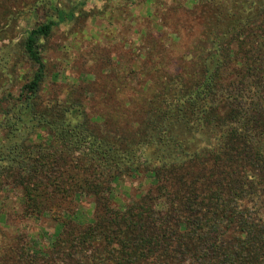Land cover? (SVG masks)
<instances>
[{"label": "trees", "instance_id": "1", "mask_svg": "<svg viewBox=\"0 0 264 264\" xmlns=\"http://www.w3.org/2000/svg\"><path fill=\"white\" fill-rule=\"evenodd\" d=\"M14 13H0L10 32L27 21L0 46V194L57 225L44 245L0 226V264H264V0H172L157 26L174 39L144 33L122 55L135 62L108 57L93 113L85 87L50 86L42 53L75 11L35 0ZM125 177L149 184L118 207Z\"/></svg>", "mask_w": 264, "mask_h": 264}, {"label": "rangeland", "instance_id": "2", "mask_svg": "<svg viewBox=\"0 0 264 264\" xmlns=\"http://www.w3.org/2000/svg\"><path fill=\"white\" fill-rule=\"evenodd\" d=\"M34 1L18 0L13 3L7 0L6 7L0 9V13L2 10H8L9 16L12 17L16 14L14 12L26 9ZM57 1L61 7L72 8L76 13V19L70 24L63 23L57 26L51 38L44 44L42 53L49 69L48 80L53 72L57 75L56 80L50 83V86L53 84L54 89L58 91L57 94L61 96L65 95L69 86L85 87L84 98L90 113L103 111V108L96 105V101H101L103 96L99 87L107 77L112 75L108 70L111 63L108 57L135 62L137 57L135 53L141 46L144 33H150L153 36L162 33L169 42L175 37L171 33L173 31L171 26H157L161 22L159 18L172 0H164L165 5L154 3L153 0L143 3L135 1L125 5L124 9L116 0L110 2L108 0ZM42 13L41 9L39 14ZM26 22L25 19L21 20L19 27H16L13 32L4 27L0 28V46L9 43L14 34L19 35L21 27L27 25ZM169 42L166 43L169 44ZM131 49L135 51V56L125 60L126 57L122 55L125 52L131 53ZM103 69H106L105 73ZM131 77L134 78L131 82L137 84L136 75H131ZM17 88L16 86L14 91ZM121 97L124 96L121 95ZM148 182L146 178L134 180L125 177L121 179L112 188V204L120 207L133 201L148 188ZM18 194V190L1 192L0 203L8 216L6 222H0V226L9 233L22 232L41 245L48 243L54 238L56 221L46 215L39 219L22 218V206L18 201ZM77 207L78 210L74 217L84 224L91 222L93 219L92 198L82 196L77 202Z\"/></svg>", "mask_w": 264, "mask_h": 264}]
</instances>
